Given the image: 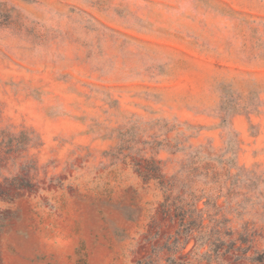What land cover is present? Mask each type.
<instances>
[{"label": "rangeland", "instance_id": "374dc122", "mask_svg": "<svg viewBox=\"0 0 264 264\" xmlns=\"http://www.w3.org/2000/svg\"><path fill=\"white\" fill-rule=\"evenodd\" d=\"M0 264H264V0H0Z\"/></svg>", "mask_w": 264, "mask_h": 264}]
</instances>
